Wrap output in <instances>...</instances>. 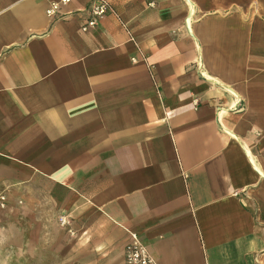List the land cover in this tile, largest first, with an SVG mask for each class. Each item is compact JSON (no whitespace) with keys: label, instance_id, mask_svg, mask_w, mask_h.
<instances>
[{"label":"crops","instance_id":"0c3cea01","mask_svg":"<svg viewBox=\"0 0 264 264\" xmlns=\"http://www.w3.org/2000/svg\"><path fill=\"white\" fill-rule=\"evenodd\" d=\"M52 1L0 0V204L85 264H264V0Z\"/></svg>","mask_w":264,"mask_h":264},{"label":"rangeland","instance_id":"374dc122","mask_svg":"<svg viewBox=\"0 0 264 264\" xmlns=\"http://www.w3.org/2000/svg\"><path fill=\"white\" fill-rule=\"evenodd\" d=\"M1 206L0 264H85L73 249L75 231L62 217L32 215L21 201Z\"/></svg>","mask_w":264,"mask_h":264},{"label":"built area","instance_id":"2783aa9c","mask_svg":"<svg viewBox=\"0 0 264 264\" xmlns=\"http://www.w3.org/2000/svg\"><path fill=\"white\" fill-rule=\"evenodd\" d=\"M72 0L52 1L46 9L47 15L51 18L61 14V8L69 5ZM154 5V2H151ZM108 13H115V9L110 0H93L91 4L90 17L83 25V30L95 27L99 20ZM63 224L69 221L64 217L61 218ZM130 241L125 248L124 264H158L157 260L152 256L147 246L141 241L137 233L130 234Z\"/></svg>","mask_w":264,"mask_h":264}]
</instances>
